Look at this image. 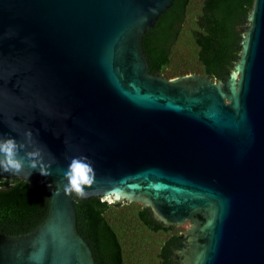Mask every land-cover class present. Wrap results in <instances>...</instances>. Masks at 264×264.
I'll return each mask as SVG.
<instances>
[{"label": "water", "instance_id": "obj_1", "mask_svg": "<svg viewBox=\"0 0 264 264\" xmlns=\"http://www.w3.org/2000/svg\"><path fill=\"white\" fill-rule=\"evenodd\" d=\"M172 2L0 0V134L31 130L51 163L0 169V188L25 180L47 198L30 231L0 232V264H94L73 208L92 196L187 223L182 264H264V0L215 82L148 72L142 36ZM79 156L96 174L83 198L63 191Z\"/></svg>", "mask_w": 264, "mask_h": 264}, {"label": "trees", "instance_id": "obj_2", "mask_svg": "<svg viewBox=\"0 0 264 264\" xmlns=\"http://www.w3.org/2000/svg\"><path fill=\"white\" fill-rule=\"evenodd\" d=\"M253 0H173L142 36L148 72L165 80L205 75L226 77L236 63ZM75 225L94 264H170L186 223L168 227L151 210L100 197L73 200ZM47 209V198L25 180L0 188V232L25 234Z\"/></svg>", "mask_w": 264, "mask_h": 264}, {"label": "clouds", "instance_id": "obj_3", "mask_svg": "<svg viewBox=\"0 0 264 264\" xmlns=\"http://www.w3.org/2000/svg\"><path fill=\"white\" fill-rule=\"evenodd\" d=\"M23 153V155H21ZM33 170L42 176L51 174V163L44 158L43 149L34 146L31 130L25 133V140L21 141L11 135L0 134V169L21 176L25 168ZM96 179L92 161L85 156L72 157L66 170H63V191L65 195H87L86 188L94 184Z\"/></svg>", "mask_w": 264, "mask_h": 264}, {"label": "flooded vegetation", "instance_id": "obj_4", "mask_svg": "<svg viewBox=\"0 0 264 264\" xmlns=\"http://www.w3.org/2000/svg\"><path fill=\"white\" fill-rule=\"evenodd\" d=\"M102 199H103V198H102ZM104 200H106V199H104ZM175 226H178V225H173V226H170V227H175ZM183 232H184V231H183ZM183 232H181V233L178 235V239L180 240V242H179L178 244H176V245L172 248V250H171L170 264H182V262H181V255H182V254L175 255L174 250H175V248L178 247V246H183V241L180 239V236L182 235Z\"/></svg>", "mask_w": 264, "mask_h": 264}, {"label": "bare ground", "instance_id": "obj_5", "mask_svg": "<svg viewBox=\"0 0 264 264\" xmlns=\"http://www.w3.org/2000/svg\"><path fill=\"white\" fill-rule=\"evenodd\" d=\"M112 196H113V198H118L119 196H116V195H114V194H112Z\"/></svg>", "mask_w": 264, "mask_h": 264}, {"label": "rangeland", "instance_id": "obj_6", "mask_svg": "<svg viewBox=\"0 0 264 264\" xmlns=\"http://www.w3.org/2000/svg\"><path fill=\"white\" fill-rule=\"evenodd\" d=\"M107 201H108V202H110V200H109V199H107ZM187 227H188V224L186 223V228H187Z\"/></svg>", "mask_w": 264, "mask_h": 264}]
</instances>
